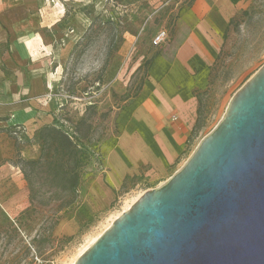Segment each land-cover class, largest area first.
<instances>
[{
    "label": "rangeland",
    "instance_id": "374dc122",
    "mask_svg": "<svg viewBox=\"0 0 264 264\" xmlns=\"http://www.w3.org/2000/svg\"><path fill=\"white\" fill-rule=\"evenodd\" d=\"M41 2L44 53L51 59L48 76L55 82L47 105L53 121L45 126L73 135L90 161L83 168L79 199L68 207H61L60 201L32 205L24 177L21 184L12 178L0 181V264L75 263L146 191L162 185L186 163L222 120L232 97L264 66V0H241L226 38L225 31L219 33L220 52L209 66V84L197 93L205 126L179 166L157 184L128 177L108 199L103 195L108 182L98 177L102 144L118 135V116L140 93L156 55L177 38L180 21L194 0ZM83 120L86 124L77 131ZM40 130L31 136L24 127L10 130L16 142L12 163L38 159ZM26 150L30 157L23 158ZM11 201L14 207L8 208Z\"/></svg>",
    "mask_w": 264,
    "mask_h": 264
},
{
    "label": "crops",
    "instance_id": "0c3cea01",
    "mask_svg": "<svg viewBox=\"0 0 264 264\" xmlns=\"http://www.w3.org/2000/svg\"><path fill=\"white\" fill-rule=\"evenodd\" d=\"M239 2L194 0L184 13L177 38L155 58L142 90L118 116V135L102 144L98 177L108 182L106 198L128 177L157 184L179 166L199 133L197 93L209 84L219 33H226ZM46 49L41 0H0V181L21 184L24 177L12 163L16 142L10 130L24 127L31 136L53 121L47 105L55 82L48 76ZM23 154L30 157V150Z\"/></svg>",
    "mask_w": 264,
    "mask_h": 264
},
{
    "label": "water",
    "instance_id": "95a60500",
    "mask_svg": "<svg viewBox=\"0 0 264 264\" xmlns=\"http://www.w3.org/2000/svg\"><path fill=\"white\" fill-rule=\"evenodd\" d=\"M74 264H264V66L186 163Z\"/></svg>",
    "mask_w": 264,
    "mask_h": 264
},
{
    "label": "trees",
    "instance_id": "16d2710c",
    "mask_svg": "<svg viewBox=\"0 0 264 264\" xmlns=\"http://www.w3.org/2000/svg\"><path fill=\"white\" fill-rule=\"evenodd\" d=\"M123 1L115 0L117 4L123 3ZM99 16L94 19V23L99 20ZM227 31L224 38H226ZM143 84L138 92L142 90ZM197 97L200 107L194 133H198L205 126L202 102L198 95ZM85 124V120L81 121L77 131L80 130V126ZM38 137L41 142V154L38 159L19 158L16 163L30 190V203L48 206L53 201H60L61 207L74 205L79 199L83 183V168L90 161L89 152L82 148L73 135L54 125L43 127L39 131ZM43 189L45 190L43 191Z\"/></svg>",
    "mask_w": 264,
    "mask_h": 264
},
{
    "label": "bare ground",
    "instance_id": "6f19581e",
    "mask_svg": "<svg viewBox=\"0 0 264 264\" xmlns=\"http://www.w3.org/2000/svg\"><path fill=\"white\" fill-rule=\"evenodd\" d=\"M184 22H185V21H184ZM185 41H186V40H185ZM195 42H196V41H195ZM202 42H203V41H202ZM129 207H130V206H129ZM129 207H128V208H129ZM96 240H97V239H95V240L91 243V245H92ZM86 249H87V248H86ZM86 249H85V250H86ZM82 254H83V253H82ZM73 264H74V263H73Z\"/></svg>",
    "mask_w": 264,
    "mask_h": 264
}]
</instances>
